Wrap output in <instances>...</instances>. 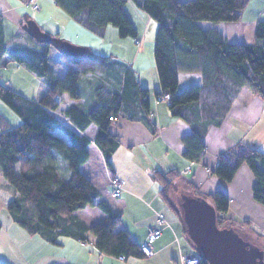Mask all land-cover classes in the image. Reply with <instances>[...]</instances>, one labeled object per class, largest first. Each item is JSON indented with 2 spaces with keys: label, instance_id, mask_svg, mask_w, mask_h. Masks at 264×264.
<instances>
[{
  "label": "trees",
  "instance_id": "16d2710c",
  "mask_svg": "<svg viewBox=\"0 0 264 264\" xmlns=\"http://www.w3.org/2000/svg\"><path fill=\"white\" fill-rule=\"evenodd\" d=\"M53 1L97 35H102L107 25L115 26L122 38H136L138 35L125 9L127 0ZM133 1L157 24L153 59L160 90L155 94L160 100L166 99L172 115L191 126V132L182 137L183 155L188 160L201 161L205 134L212 125L221 124L241 89L246 88L264 99V20L256 22L252 44L229 42L215 30L201 29L197 22L238 21L249 0ZM26 20L23 19L21 25ZM51 49L53 51V46L43 43L41 51H34L32 61L36 65L31 66L32 70L42 75L49 68ZM5 53L14 54V50L4 43L0 19V55ZM60 56L65 65L63 68L53 65L57 78L35 100L20 96L0 82V102L20 119L17 125L11 126L7 116L0 112V171L8 184L0 185V197L14 222L29 234H39L54 243L60 234L75 232L83 240L84 237L75 231L80 224L74 213L93 205L98 196L96 186L79 169L88 157L86 143L89 137L94 139L111 171L109 158L119 144L117 137L108 130L113 118L119 115L141 122L153 132L155 129L150 116L148 88L139 83L131 67L124 73L121 88L98 87L97 102L88 112L67 105L68 101L81 97L79 82L84 76L104 68L109 57L89 49L79 56ZM179 71L199 72L201 83L178 90ZM59 158L67 161V177L59 170ZM243 163L249 166L254 176L252 197L264 205L262 149L243 142L235 143L217 155L216 165L209 172L231 181ZM165 175L171 179L167 181ZM153 176L162 184L161 197L171 203L169 191L173 179L180 174L173 170L166 173L155 170ZM185 183L191 190L188 194L202 197L214 207L219 227L232 220L225 215L229 199L222 188L203 192L191 181ZM97 205L104 218L85 225V231L94 238L95 247L117 257L144 256L128 231L118 228L120 213L104 202ZM193 246L197 250L194 254L201 256L199 264H208L194 243Z\"/></svg>",
  "mask_w": 264,
  "mask_h": 264
},
{
  "label": "crops",
  "instance_id": "0c3cea01",
  "mask_svg": "<svg viewBox=\"0 0 264 264\" xmlns=\"http://www.w3.org/2000/svg\"><path fill=\"white\" fill-rule=\"evenodd\" d=\"M35 1L39 5L37 10L28 4L27 0H0V19L4 43L14 50V54L0 55V82L20 96L35 100L43 95L57 78V71L53 65L56 64L61 68L65 65L60 56L61 53L53 47V51L51 49L50 53L52 63H50L49 68L42 75L31 69V66L36 65L32 61V57H35L34 51H41L43 43L36 41L24 31L21 22L23 19H33L42 31L66 38L68 41H72V37H76L78 42L74 40V43H79L77 45L96 54L109 57L104 68L90 71L84 76L79 82L81 97L75 101H68L67 105L71 104L80 111L88 112L97 102L98 87L121 88L124 73L128 67H131L139 83L148 88L150 116L155 124V129L153 132L141 122L130 121L119 115L113 118L108 130L117 137L119 144L109 158L111 171L106 167L103 154L95 144L94 139L89 137L86 143L88 157L79 165V169L82 172L81 165L85 164L88 169L86 172L88 174L85 175L92 182L95 181L96 176L98 177V180L93 182L98 190V196L93 205L78 209L74 213L80 224V227L76 226L77 230L75 229V231L84 237L83 240L76 236V232L60 234L56 237V243L46 240L39 234H29L27 235L28 239L37 241L38 246H40L36 247L37 251L46 249L39 256L49 258L50 264H181L180 256L194 254L186 249L185 238L187 236L184 232L181 198H177L178 200L174 202L170 190L168 197L171 203L166 202L160 194L162 184L154 178L153 173L155 170L161 173L171 170L179 173L180 177L173 179L171 187L174 188L175 180L180 179L181 186H185L189 192L191 190L186 185V180L191 181L203 192L222 188L229 199L225 215L228 216L229 210L237 214L232 205L243 199L244 190L248 187V184L246 187L239 185V180H236L242 165L231 181H225L214 174H210L209 170L215 167L217 155L238 141H246L247 143L248 139V145L264 151V99L245 88L241 89L232 102L227 116L219 125V129H215L212 134V127H210L205 134L202 160H188L183 155L182 137L191 132L192 128L182 118L172 115L167 102L158 99L155 94L160 90L154 59L153 56L151 57L153 38L157 27L156 22L149 18L133 0H127L125 9L137 30V37L122 38L113 25H107L103 34L97 35L57 7L53 0ZM32 11H37L39 15L32 14ZM48 13H54L61 17L62 32L57 30V21H54L55 26H52L53 28L49 26L45 29L42 26H45L46 23L43 16ZM258 20H264V0H249L238 21L217 23L198 21L197 24L203 30H215L226 41L252 44L254 42V29ZM68 27L70 29L67 31V35H71V39L64 36V31ZM145 41H150L149 62L144 61L142 53ZM181 78L185 82L184 85L201 83L199 72L182 73L179 71L178 90L182 89L180 88ZM239 100L240 102H238ZM235 107L246 112L254 111V116L248 114L245 116L232 115ZM236 112L239 113L238 110ZM225 120H228L229 125L231 122L234 124L245 123L246 128L235 138L231 136L233 140L226 142L218 137ZM19 122V117L14 113L15 124L10 122L11 126H15ZM256 138L258 139L255 140ZM61 164L62 170L58 166L59 170L63 176L67 177L69 175L67 161L63 159ZM186 169L188 172L182 173ZM111 178L119 180L123 187V190L116 197L111 194ZM248 178L249 184L252 185L253 179L247 174ZM185 188L182 190L186 191ZM98 202H104L113 211L120 213L121 222L118 228L126 229L130 238L139 245L145 240L149 227L156 224L157 212H161L165 218V225L159 239L152 244L154 254L142 257L125 256L124 260H120L117 255L99 251L94 245L93 236L85 231V225H91L104 218L103 211L97 205ZM254 202L257 203L255 200ZM251 205L259 213L246 214L243 217L248 221L252 220L249 223L260 232H264V207H261L263 205L258 207L252 201ZM52 234L53 232H51Z\"/></svg>",
  "mask_w": 264,
  "mask_h": 264
},
{
  "label": "rangeland",
  "instance_id": "374dc122",
  "mask_svg": "<svg viewBox=\"0 0 264 264\" xmlns=\"http://www.w3.org/2000/svg\"><path fill=\"white\" fill-rule=\"evenodd\" d=\"M31 13L32 14L36 13L37 15H39L37 11L36 12L32 11ZM43 17L45 18L46 23H45V26L44 25H42V26L45 29L47 27L49 28V26L51 28H53L52 26H55L54 21H57V24H56L57 30L59 32H62V28L60 27V24H61L60 18L61 17L56 16L54 13H48V14H46V16H43ZM69 29H70V27L65 29V31H64L65 35L64 36H67L68 38L71 39V37H70L71 35H67L68 34L67 31ZM72 36H74V35H72ZM146 37H147V34H146ZM73 38H75V39H73ZM64 39H66V38H64ZM66 40H68V39H66ZM71 40H72V41H70L71 43L76 44V45L79 44V43H74L76 40H78V38L72 37ZM76 42H78V41H76ZM149 42L145 41L144 48L142 50L145 62H149V55H150V43ZM152 56H153V54L151 55V57ZM181 72L185 73V71H181ZM184 84H185V82L181 78L180 79V88L184 89L188 86V85H184ZM246 90L249 91L248 89H246ZM249 92H251V91H249ZM163 101L166 102V99H163ZM238 102H240V100ZM238 102H236V103H238ZM236 110H238L239 113H237ZM0 112L2 114H4L5 116H7V118L10 120V122L12 124H15L14 123V113L2 102H0ZM232 113H233L232 115H236V116H238V114L241 116L242 115L245 116L247 114L250 116H254V111L250 112V110H249L246 112V111L239 109L238 107H235V109L233 110ZM211 127H212L211 133L213 134L215 129H219L218 127H220V126L219 125L218 126L212 125ZM245 128H246L245 123L234 124L231 122V125H229L228 120H225L224 123L222 124V128L220 130V134H218V137L223 139L226 142H229V141L233 140V139H231V136L235 138V136L239 133L241 134V132L243 130H245ZM226 132H227V134H226ZM257 139L258 138H256L255 140H257ZM238 142H241V141H238ZM238 142H236V143H238ZM242 142L245 144H248V139H247V143H246V141H242ZM61 161H62V159L59 158L60 170H62ZM81 169H82V172L84 174H86V175L88 174V173H86V172H88V169L86 168L85 164L81 165ZM243 170H244V172H243ZM245 171H246V174H245ZM247 174L250 178L253 179V182H254V176H253L249 166L246 163H243L242 167L239 169V176L236 178V180H239V185H243L244 187H246L248 184V187H246V190H244L243 199H241L239 202L237 201L235 204L232 205L233 209L236 210L237 214L232 213L229 210L228 217L232 218V220L228 221L224 225V227L233 228L240 236L248 237L250 240H252L258 246V248L260 250H262L264 252V232H260L252 224H250L249 222H252V220L248 221V220L244 219V217H243L246 214H257V213H259V211L254 206L251 205V201H252V203H254V205H257L258 207H259V205H262V204H258V202L257 203L254 202V199L252 197V192H251V186L252 185L249 184V178L247 179ZM94 180L95 181H93V182H96L98 180V177L96 176ZM175 181H176L175 187L171 189V196L173 197L172 200L174 202H175V200H178L177 198H181L185 192H189V189L185 188V186H183V185L181 186V182H180L181 180L180 179L179 180L177 179ZM253 182H252V184H253ZM6 184H7V182L3 178L1 171H0V185L4 186ZM184 188L187 190L186 191L182 190ZM189 193H191V192H189ZM261 207H264V205ZM0 221H1L0 262H3L5 264H50L49 258L39 256L42 252H45L46 249L45 250L42 249L41 251L36 250V247H40V246H38L37 241L34 239H28L27 235H29V233L24 228H22L18 223L14 222L11 219L1 197H0ZM185 240H186L187 251H189L190 253H197V250L194 248L193 243L187 238H185Z\"/></svg>",
  "mask_w": 264,
  "mask_h": 264
},
{
  "label": "water",
  "instance_id": "95a60500",
  "mask_svg": "<svg viewBox=\"0 0 264 264\" xmlns=\"http://www.w3.org/2000/svg\"><path fill=\"white\" fill-rule=\"evenodd\" d=\"M21 27L36 41L49 43L61 54L79 56L86 52L83 46L42 31L33 19ZM180 205L187 236L208 264H264V252L254 242L233 228L217 225L215 209L204 198L185 193Z\"/></svg>",
  "mask_w": 264,
  "mask_h": 264
},
{
  "label": "built area",
  "instance_id": "2783aa9c",
  "mask_svg": "<svg viewBox=\"0 0 264 264\" xmlns=\"http://www.w3.org/2000/svg\"><path fill=\"white\" fill-rule=\"evenodd\" d=\"M28 4H30L34 9H38L39 5L35 0H28ZM188 169L184 170L182 173L186 174ZM165 179L169 181L171 179L170 176L165 175ZM110 190L113 196H118L120 192L123 190L122 184L119 180L115 178L110 179ZM156 224L149 227L147 231V235L145 240L140 244V249L144 253V255L150 256L154 254V250L152 248V244L155 240L159 239L162 233V228L165 225V218L161 212H157L156 214ZM118 259L124 260L123 255H118ZM201 261V256L198 254L192 255H182L180 256L181 264H199Z\"/></svg>",
  "mask_w": 264,
  "mask_h": 264
},
{
  "label": "flooded vegetation",
  "instance_id": "af4514ba",
  "mask_svg": "<svg viewBox=\"0 0 264 264\" xmlns=\"http://www.w3.org/2000/svg\"><path fill=\"white\" fill-rule=\"evenodd\" d=\"M243 238H245L246 240H249L251 242H253L252 240H250L248 237L242 236Z\"/></svg>",
  "mask_w": 264,
  "mask_h": 264
}]
</instances>
